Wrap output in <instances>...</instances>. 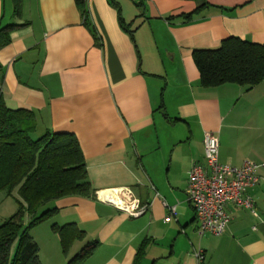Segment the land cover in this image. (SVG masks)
<instances>
[{"label":"crops","instance_id":"1","mask_svg":"<svg viewBox=\"0 0 264 264\" xmlns=\"http://www.w3.org/2000/svg\"><path fill=\"white\" fill-rule=\"evenodd\" d=\"M82 4L85 15L76 0H22L18 17L13 0H0V26L26 23L0 48V99L32 111L36 134L73 133L95 192L130 187L147 211L130 217L97 198L65 197L52 201L56 224L74 222L83 242L98 241L85 264H198V250L203 264H264V167L246 192L254 211L228 203L219 235L199 232L187 199L206 132L221 163L264 164V81L203 86L192 56L228 37L264 44V0ZM40 254L42 264L67 261Z\"/></svg>","mask_w":264,"mask_h":264},{"label":"trees","instance_id":"2","mask_svg":"<svg viewBox=\"0 0 264 264\" xmlns=\"http://www.w3.org/2000/svg\"><path fill=\"white\" fill-rule=\"evenodd\" d=\"M82 1L76 0L85 15ZM195 1L204 6L208 0ZM13 5L15 15L20 17L22 0H13ZM24 25L0 26V48L10 42L14 29ZM192 56L203 86L235 83L249 89L264 81V44L228 37L216 48L194 49ZM36 126L32 111L8 109L0 99V192L14 197L18 207L0 223V264H42L39 245L29 229L56 215L58 208L36 215L39 207L65 197L96 198L76 136L49 130L36 134ZM25 213L31 215L27 225ZM52 229L67 257L65 264H85L99 245L97 240L86 241L78 253L68 256L73 242L85 238L84 231L74 222L61 226L54 223Z\"/></svg>","mask_w":264,"mask_h":264},{"label":"built area","instance_id":"3","mask_svg":"<svg viewBox=\"0 0 264 264\" xmlns=\"http://www.w3.org/2000/svg\"><path fill=\"white\" fill-rule=\"evenodd\" d=\"M86 1V0H84ZM204 164H195L188 173L187 199L199 222V232L221 234L228 222L226 205L233 203L254 211V201L247 190L259 181L257 171L264 164L245 161L241 166L221 163L218 158V139L210 132L203 137ZM103 192V195L100 193ZM96 198L114 206L130 217H138L147 211L130 187L99 190ZM175 214L174 207L171 215ZM166 221L169 217L165 218ZM198 264H203L201 250L195 254Z\"/></svg>","mask_w":264,"mask_h":264},{"label":"rangeland","instance_id":"4","mask_svg":"<svg viewBox=\"0 0 264 264\" xmlns=\"http://www.w3.org/2000/svg\"><path fill=\"white\" fill-rule=\"evenodd\" d=\"M34 138H37V135L32 134ZM55 205L52 201L45 203L35 213L36 215H40L42 212L54 208ZM17 202L14 197L7 196L4 191L0 192V223L8 219L17 211ZM31 220V215L25 213L24 216V225H27ZM56 223L55 215H52L50 218L33 225L29 232L32 233L33 236H36L38 239V245L40 247V256L43 260L47 263L49 260H52L53 254L56 252L61 257H64L60 244H56V247H51V233H55L52 229V225ZM35 234V235H34ZM85 244V241H77L75 245L70 248L69 255L73 256L74 254L78 253L81 247ZM16 248V243L13 245L12 250ZM49 264V263H48Z\"/></svg>","mask_w":264,"mask_h":264},{"label":"bare ground","instance_id":"5","mask_svg":"<svg viewBox=\"0 0 264 264\" xmlns=\"http://www.w3.org/2000/svg\"><path fill=\"white\" fill-rule=\"evenodd\" d=\"M103 194H104L103 192L100 193V195H103Z\"/></svg>","mask_w":264,"mask_h":264}]
</instances>
